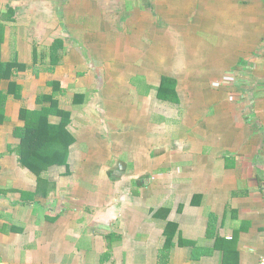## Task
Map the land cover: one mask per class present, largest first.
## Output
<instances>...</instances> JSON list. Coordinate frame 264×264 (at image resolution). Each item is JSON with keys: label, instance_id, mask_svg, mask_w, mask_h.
Listing matches in <instances>:
<instances>
[{"label": "crops", "instance_id": "crops-1", "mask_svg": "<svg viewBox=\"0 0 264 264\" xmlns=\"http://www.w3.org/2000/svg\"><path fill=\"white\" fill-rule=\"evenodd\" d=\"M0 23L24 65L0 85V264H263L264 0H0ZM51 94L74 142L36 180L14 132Z\"/></svg>", "mask_w": 264, "mask_h": 264}, {"label": "trees", "instance_id": "trees-1", "mask_svg": "<svg viewBox=\"0 0 264 264\" xmlns=\"http://www.w3.org/2000/svg\"><path fill=\"white\" fill-rule=\"evenodd\" d=\"M4 26L0 23V85L2 81H10L17 72L24 70V65L1 60V44L3 43ZM54 92L62 94L59 83L49 84ZM164 85L160 86L164 89ZM159 88V89H160ZM159 90V93L161 91ZM20 87L15 83L9 82L8 91L3 92L0 89V124L5 121V104L9 97L19 99ZM42 95L36 99V103L42 105L48 103V107L40 110H31L21 107L19 110V120L23 122V127L15 130L14 136L19 140L18 146L13 150L17 156L18 164L26 169L36 180H41L50 167L65 166L68 160L69 148L74 142L73 136L69 133L67 127L70 122V114L59 108L57 99L53 95ZM78 102V101H77ZM49 116L60 118L59 124H51ZM167 227L175 226L167 224ZM167 229V228H166ZM174 232L168 230L165 234L166 250H169L172 244ZM210 229L207 231V237H210ZM161 251L160 259L163 260L165 250Z\"/></svg>", "mask_w": 264, "mask_h": 264}, {"label": "rangeland", "instance_id": "rangeland-1", "mask_svg": "<svg viewBox=\"0 0 264 264\" xmlns=\"http://www.w3.org/2000/svg\"><path fill=\"white\" fill-rule=\"evenodd\" d=\"M111 1H114V0H111ZM112 3H113V2H109V3H107V5H112ZM109 9H110V13H112V10H113L112 7H110ZM111 9H112V10H111ZM154 9H155V5L152 4V6H151V10L153 11ZM155 11H157V10H155ZM86 27H87V26H85V28H86ZM91 34H92V33H91Z\"/></svg>", "mask_w": 264, "mask_h": 264}, {"label": "built area", "instance_id": "built-area-1", "mask_svg": "<svg viewBox=\"0 0 264 264\" xmlns=\"http://www.w3.org/2000/svg\"><path fill=\"white\" fill-rule=\"evenodd\" d=\"M261 263H263V264H264V259H262V260H261Z\"/></svg>", "mask_w": 264, "mask_h": 264}]
</instances>
